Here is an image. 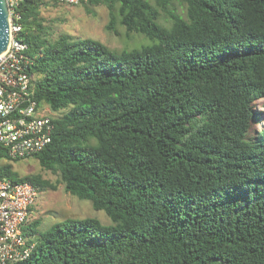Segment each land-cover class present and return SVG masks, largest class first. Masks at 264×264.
<instances>
[{"label":"trees","instance_id":"1","mask_svg":"<svg viewBox=\"0 0 264 264\" xmlns=\"http://www.w3.org/2000/svg\"><path fill=\"white\" fill-rule=\"evenodd\" d=\"M51 3L21 4L36 98L57 114L33 157L112 224L32 220L38 244L13 264H264V0H84L150 41L119 51L50 39ZM4 158L1 178L57 189Z\"/></svg>","mask_w":264,"mask_h":264},{"label":"built area","instance_id":"2","mask_svg":"<svg viewBox=\"0 0 264 264\" xmlns=\"http://www.w3.org/2000/svg\"><path fill=\"white\" fill-rule=\"evenodd\" d=\"M9 9L10 41L0 54V146L7 159H28L53 140L57 116L35 94V76L30 72L28 44L19 35L23 30L21 4L6 0ZM79 5L84 0H52ZM40 189L30 181L1 178L0 167V264L27 260L34 252L39 233L28 229Z\"/></svg>","mask_w":264,"mask_h":264},{"label":"rangeland","instance_id":"3","mask_svg":"<svg viewBox=\"0 0 264 264\" xmlns=\"http://www.w3.org/2000/svg\"><path fill=\"white\" fill-rule=\"evenodd\" d=\"M50 1V0H48ZM184 15V7L175 6ZM42 15L45 19L44 25L48 28L50 39H57L62 34H68L75 38H93L100 40L114 50L130 49L149 44L150 41L143 35H128L125 28L119 23L116 25L117 33L108 30L109 11L105 6H90L89 10L81 3L79 5H66L52 3L44 6ZM161 22L170 25L166 13H162ZM256 109L260 113V119L264 116V98L257 101ZM262 121L255 122V129L260 131ZM1 163H11L14 171L19 175L42 174L45 179L57 186L56 190L46 188L40 191L38 200L31 213L32 220L40 221L39 232H44L58 222L71 218H96L104 225L112 224L111 219L103 210H96L90 200H82L71 195L64 189L60 176L45 171L34 157L20 161H10L7 158Z\"/></svg>","mask_w":264,"mask_h":264},{"label":"water","instance_id":"4","mask_svg":"<svg viewBox=\"0 0 264 264\" xmlns=\"http://www.w3.org/2000/svg\"><path fill=\"white\" fill-rule=\"evenodd\" d=\"M10 41L9 9L6 0H0V54L4 53Z\"/></svg>","mask_w":264,"mask_h":264}]
</instances>
